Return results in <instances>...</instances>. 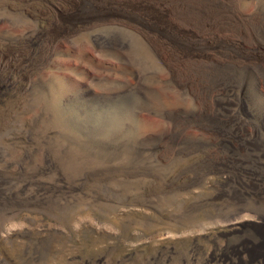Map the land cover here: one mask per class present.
Listing matches in <instances>:
<instances>
[{
    "label": "rangeland",
    "instance_id": "374dc122",
    "mask_svg": "<svg viewBox=\"0 0 264 264\" xmlns=\"http://www.w3.org/2000/svg\"><path fill=\"white\" fill-rule=\"evenodd\" d=\"M261 61L264 0H0V264H238L207 154L264 144Z\"/></svg>",
    "mask_w": 264,
    "mask_h": 264
},
{
    "label": "bare ground",
    "instance_id": "6f19581e",
    "mask_svg": "<svg viewBox=\"0 0 264 264\" xmlns=\"http://www.w3.org/2000/svg\"><path fill=\"white\" fill-rule=\"evenodd\" d=\"M248 69L251 70L250 72L254 75L255 80L264 84L263 61L252 65ZM218 72H222V74L218 76V84H238L245 80L242 73L219 70V68L209 70V77H211V80H209V77L205 80L203 74L197 76H190L188 74L182 75L181 84L197 94V99L200 100L201 109L199 108L200 112L198 114L200 119H205L211 112L209 110L212 106H210V97L208 95L210 94L211 87L214 85L212 80L218 75ZM246 123L250 124V122ZM246 123L242 125L243 127L239 124L233 127L230 126V131L225 134V137L230 134L233 135V137L229 139L236 142L237 147H243L242 144L238 143L240 140L244 142L246 146L242 149L245 151L243 160H240L237 156L239 153H242V151L236 153L238 149L235 150V153H230L232 154L231 156L226 155L221 158L220 152L215 149L214 152L208 151L207 157L215 162H221V165L231 169V171L229 170L227 173L228 178L226 182L228 184H234L230 194L234 199L233 203L236 207L233 214L234 216H232L231 219L223 220L225 227L230 229L242 228L244 230L247 227L252 230V233H246L247 237L242 236L243 239L239 247L243 250V253L233 249L234 254L237 255L235 261L238 262V264H264V194L260 191L264 189V165L260 163L261 160L264 161V144L250 140L256 136L258 128L254 126L250 127ZM248 133H250V137ZM226 141V139H223V142ZM261 143H263V141H261Z\"/></svg>",
    "mask_w": 264,
    "mask_h": 264
}]
</instances>
